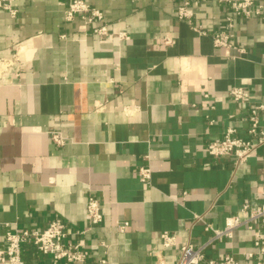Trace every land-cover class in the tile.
I'll use <instances>...</instances> for the list:
<instances>
[{
	"label": "crops",
	"instance_id": "1",
	"mask_svg": "<svg viewBox=\"0 0 264 264\" xmlns=\"http://www.w3.org/2000/svg\"><path fill=\"white\" fill-rule=\"evenodd\" d=\"M69 1L14 0L16 16L0 8V245L5 230L41 229L58 217L86 230V264H157L160 256L172 264L184 242L206 258L232 253L252 264L244 253L253 230L213 238L207 227L221 229L244 202L264 201V143L238 166L205 145L229 127L249 137V108L264 103V0L263 15L235 18L233 44L243 51L229 54L213 45L228 12L213 0L194 7L205 34L176 19L179 0H84L102 11L106 36L78 17L67 21ZM164 34L174 44L165 46ZM235 86L247 100L229 97ZM142 166L151 169L148 184ZM89 195L102 206L93 226ZM164 231L175 244L162 245ZM22 257L53 264L32 245Z\"/></svg>",
	"mask_w": 264,
	"mask_h": 264
},
{
	"label": "built area",
	"instance_id": "2",
	"mask_svg": "<svg viewBox=\"0 0 264 264\" xmlns=\"http://www.w3.org/2000/svg\"><path fill=\"white\" fill-rule=\"evenodd\" d=\"M14 0H0V8L8 11L11 16H16L17 8L13 5ZM201 0H179L175 12L176 19L187 22L190 27L199 34H205V29L195 17L194 7L199 5ZM224 6L228 12L222 16L223 27L212 36L213 45L221 48L226 54L230 49L238 48L233 44L232 29L236 17L248 19L254 16L263 15V5L259 0H213ZM65 19L72 21L78 17L85 24L90 26L87 30L90 34L106 36L109 31L104 22L102 11L91 6L84 0H70L64 11ZM94 23H100L95 26ZM120 38H129L125 32L118 33ZM162 42L165 46L174 44L175 40L168 34H164ZM228 95L234 101H245L249 93L244 87H232ZM264 111V103L251 106L248 111V135L242 137L235 133V129L229 127L221 138L210 140L205 145V151L212 157L218 158L224 155L233 157L236 166L245 163L254 153L258 146L264 143V128L260 124V114ZM52 140L58 144H64L67 139L58 131H51ZM151 176V169L148 166L139 168V179L142 183L148 184ZM261 193L264 199V181L261 183ZM240 215L227 217L225 225L221 229L207 227L213 233V238L222 236L230 237L232 231L240 226H245L254 232L252 240L253 250L244 253V258L252 264H264V201L252 206L248 201L240 208ZM85 215L90 225H97L102 221V206L97 198L89 195L85 202ZM125 222L118 226L122 231ZM85 229L71 227L61 218H54L47 222L41 229H21L16 231L5 230L3 232V243L0 245V264H25L22 253L27 245L34 246L42 255L49 257L53 264L60 262L72 264H86L91 251L86 247L83 235ZM162 245L168 247L175 244V236L164 231L160 233ZM239 264V260L232 253H225L220 259L206 258L202 246H194L190 242L180 243L179 254L172 264ZM99 264H107L102 258ZM157 264H168L163 257L157 259Z\"/></svg>",
	"mask_w": 264,
	"mask_h": 264
}]
</instances>
